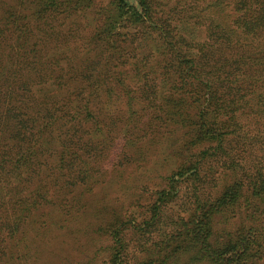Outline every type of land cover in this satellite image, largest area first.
Returning <instances> with one entry per match:
<instances>
[{
  "label": "trees",
  "instance_id": "obj_1",
  "mask_svg": "<svg viewBox=\"0 0 264 264\" xmlns=\"http://www.w3.org/2000/svg\"><path fill=\"white\" fill-rule=\"evenodd\" d=\"M138 124L174 138L167 158L129 146ZM87 245L264 264V0H0V264Z\"/></svg>",
  "mask_w": 264,
  "mask_h": 264
},
{
  "label": "rangeland",
  "instance_id": "obj_2",
  "mask_svg": "<svg viewBox=\"0 0 264 264\" xmlns=\"http://www.w3.org/2000/svg\"><path fill=\"white\" fill-rule=\"evenodd\" d=\"M208 1H210V0H208ZM202 5H203L202 6V8H203L205 6V3L202 4ZM225 17H227V21L229 22L230 19H231V15L225 16ZM90 29H92V28H90ZM120 105H122V103H119V101L118 102L115 101L114 106L113 107H110V112L116 114L117 109L119 108ZM123 111H125V110L123 109ZM135 111H138V109L135 110ZM146 129L147 128L143 129V125H141V124H138L133 129H131L133 131V137H132V139H134V141L132 140L130 142V145L129 146L134 145V144H137L138 145V143H141V144L142 143H145L144 145L147 144V150L148 149H153L154 147H158V148H160V150L158 151V159L160 161H162L164 158H167L168 150L171 151L170 145H172L171 143L173 142L174 138L173 137H170L167 134V132H164L163 131V129H154V131L156 133V136H153L151 133H148L149 130L148 129L146 130ZM124 131H125L124 129H121V130L119 129V131L117 130V133L115 134L116 137H119V140L117 141V143L122 144V139H123L124 133H125ZM142 133H145V134H142ZM138 134L142 136L141 137L142 140L140 142L135 139V137L137 138L136 135H138ZM144 145L141 148H145ZM154 160H151L150 159L149 161H147V163L145 165L144 171H143V169H141L140 171L135 172L136 173L135 175H137V176L142 172V175H141L142 177H140V178L138 177V179H141V180L140 181H137V182L140 185V183H142L143 181H147V193L151 189L155 188V186L151 183L152 181H150V179L148 177L150 175V172L149 171H152L154 169V164H153L154 163ZM143 164H145V163H143ZM169 169H171V168H168V171H169ZM126 178H127V176L125 177V179ZM146 178H147V180H146ZM113 180L117 181L116 178H113ZM127 188L133 189L132 186H130V185L127 186ZM145 191H146V189H141L139 191V194L143 195L142 193H144ZM107 193H109V196H104L103 199H100V201L103 202V205L108 206L109 209H111V208L113 209L116 206V205H113L114 203H116V204L119 203V206H120L121 203H124L125 206L127 207V204L126 203L128 201H127L126 197L123 196V195L126 196L125 193H127V191H122L121 192L118 189L117 192L116 191L115 192L107 191ZM114 193H116V194L114 195ZM99 196L102 198V194H100ZM115 196L119 198L118 199L119 200L118 202L115 199ZM143 197H147L148 198V196H146V195H144ZM124 200L126 201V203L125 202H121V201H124ZM89 203L90 204H95V201L94 202H89ZM127 210H129V208ZM130 211H133V209L131 208ZM84 237L85 238L80 239L81 242H84V241H86V240L89 239L86 236H84ZM72 244H74V243H72ZM105 244L106 243H103V244H100L99 243V245L101 247H104L103 245H105ZM87 249H88V251H87L88 254H82L80 252V250L77 253H72V256L70 257L69 262H67L66 264H103L104 263V261H105V254L103 252L98 253L97 254L98 255L97 258H95L94 262H92L93 260H91V258H92L91 253H92V251H94V249L93 248H88V245H87Z\"/></svg>",
  "mask_w": 264,
  "mask_h": 264
}]
</instances>
